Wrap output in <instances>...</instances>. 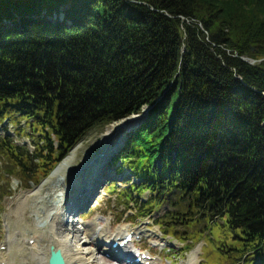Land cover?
Wrapping results in <instances>:
<instances>
[{
	"label": "trees",
	"instance_id": "1",
	"mask_svg": "<svg viewBox=\"0 0 264 264\" xmlns=\"http://www.w3.org/2000/svg\"><path fill=\"white\" fill-rule=\"evenodd\" d=\"M146 107L109 163L139 181L124 197L173 195L264 264V0H0V124L34 139L0 137L8 175L38 183Z\"/></svg>",
	"mask_w": 264,
	"mask_h": 264
},
{
	"label": "rangeland",
	"instance_id": "2",
	"mask_svg": "<svg viewBox=\"0 0 264 264\" xmlns=\"http://www.w3.org/2000/svg\"><path fill=\"white\" fill-rule=\"evenodd\" d=\"M18 122L15 124L9 119L8 121L4 120L1 123L5 127L4 134H8L14 143L24 146L29 153H32L34 139L32 141L29 137L30 130L24 120H18ZM120 123L104 128H95L83 137L76 145L77 147L75 146V153L72 154L70 162L65 167L62 177L65 182L66 178L68 182L74 178L77 172L86 165L90 156L101 152L107 146L111 150H108L102 167L113 176L115 167L114 165L110 167L109 160L112 155L120 153L119 151L125 144L127 132L137 124L135 122L131 127L116 133L115 129L121 125ZM19 127L22 130L21 134L24 132L28 136L18 135ZM4 134L1 133V135ZM106 134H109V137L105 140ZM116 146L118 147L116 148ZM106 164L108 168H106ZM122 171V175L116 176L115 180H112L114 184H100L99 194L93 198L89 205H86L87 207H84L82 213L79 212L71 219L74 223H89L97 218L99 224L105 221L109 222V230L112 234L118 228H126L127 231L135 233L144 231L146 235L148 230H156L159 239L140 235V240L134 239V242L129 246L134 252L140 249L147 254L149 259L158 260L161 264H186L188 255L196 249L198 250L197 264H248L246 263L248 260L255 259L247 256L242 258L243 255L238 250V243H235L232 233L224 227L222 221L209 222L205 221L203 217L198 219L193 216L195 211L184 217L177 216L179 208L175 204L177 198L173 195L168 198L164 196L156 205L153 204L147 208H144V205L146 206L152 197L147 191L142 194L131 191L129 193L131 197H124L125 193L128 194L125 190L130 186L127 182L131 180L130 183H137L139 181L134 175H131L128 168L122 167ZM2 172L6 173L3 166L0 168V186H8L10 194L0 200V261H6L8 264H37L28 252L27 239H25L30 237L31 232L39 228L36 220L32 217L34 215L33 204L36 205L35 209L37 210L41 197L46 198V201L53 197L52 192L55 190L51 186L58 184V178L48 182V175L44 179L37 177L38 183H25L14 173L6 182ZM119 177L122 179H118ZM42 184L46 188L40 191L38 188ZM191 216L192 219H190ZM6 224L16 234V237L9 242H7L8 230L4 226ZM19 232L21 236H19ZM44 236L47 238L46 234ZM160 238L172 246L163 245ZM39 241L45 243L46 239L39 238ZM107 243L106 247L102 246V248L108 249ZM96 257L102 264H118L102 254H97Z\"/></svg>",
	"mask_w": 264,
	"mask_h": 264
},
{
	"label": "bare ground",
	"instance_id": "3",
	"mask_svg": "<svg viewBox=\"0 0 264 264\" xmlns=\"http://www.w3.org/2000/svg\"><path fill=\"white\" fill-rule=\"evenodd\" d=\"M129 119L130 118H127L120 123L121 125L124 124L126 126L124 129L131 127L133 123H135V121H130ZM108 137L109 134H106L104 137L105 140ZM76 147H74L69 155L52 170L47 178L48 180L46 179L50 182V180L52 181L58 178V184H52L51 186L55 190L52 192L53 197L49 198V201H46V198L43 199L41 197V202L39 203L37 210L35 209L36 205L33 204L34 215L32 217L36 220L39 228L31 232L30 237L25 238L27 239L26 244L28 252L31 255V258L35 259L37 264H46L49 246H53L54 249L61 250L66 260V264H102L99 262L96 255L104 254L105 252L109 253V255L112 256L111 259L116 261L118 264H126L124 261H120L123 259H117L119 252L116 253L105 248L101 249L102 246H106V242L112 243V241H116L117 238L122 237L126 232V228H118L116 232L112 234L109 230V222L107 221L99 224L97 223V218H95L89 223L81 224L74 223V221L71 220L75 216L73 214V211H75L74 209L78 208L83 199L85 201L88 195L89 197L92 195V191L95 190L98 183L102 180V170L105 169L102 166H104L103 163L106 160L105 157H99L94 162L92 168L91 166L89 168H85L84 166L85 169H80L74 178L69 180V182L66 178V182H68L66 185V182L62 177L66 165L70 162L72 154L75 153ZM117 147L118 146H116V148ZM87 174H90V176L87 180L88 182L86 186L83 185L84 194L82 195V198H79L77 195L81 192V190L78 187L82 185L81 183L83 182V178H86ZM105 175H107L106 172ZM42 185L38 188L40 191L43 188H46ZM85 187L87 188L86 190ZM37 192H39V190H37ZM4 226L8 230L7 242H9L16 237V234L10 230V226L8 224ZM147 232L148 234L146 235V232L139 231L136 235L142 234L150 237L151 239H158L156 230H148ZM44 234L47 235V238ZM19 236H21L20 232ZM39 238H45V243H40ZM197 254L198 250L196 249L188 255L186 264H197ZM145 262H148L149 264H161L158 260L151 259L145 260L142 263L144 264ZM0 264L8 263L6 261H0Z\"/></svg>",
	"mask_w": 264,
	"mask_h": 264
},
{
	"label": "water",
	"instance_id": "4",
	"mask_svg": "<svg viewBox=\"0 0 264 264\" xmlns=\"http://www.w3.org/2000/svg\"><path fill=\"white\" fill-rule=\"evenodd\" d=\"M243 60L245 62H248L249 64H254V61L253 60H250V59H247V58H243ZM149 110H150V108H146L141 115H139V116H133L129 120L130 121H135L137 123L135 126H138L146 118ZM125 127H126L125 125H120V126H118L115 129V132L118 133V132L122 131ZM108 150H111V149H108V146H107L101 152L99 151L95 155L90 156L88 158L89 159L88 162L85 165V168H89L90 166L92 168V166H93L94 162L97 160V158H99V157L100 158L107 157ZM85 168L83 167L82 169L84 170ZM89 176H90V174H87L86 178H83V182L81 183L82 185L78 187V188H80L81 192L78 193L77 197L82 198V195L84 194L83 187L86 186V184L88 182L87 180H88ZM86 189L87 188L85 187V190ZM89 198L90 197L87 196L86 199H85V201H87L86 203L88 205L92 202V200L94 198V195L90 199ZM46 264H66V260H65V258L63 256L61 250L54 249L53 246H49Z\"/></svg>",
	"mask_w": 264,
	"mask_h": 264
}]
</instances>
